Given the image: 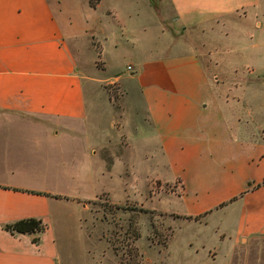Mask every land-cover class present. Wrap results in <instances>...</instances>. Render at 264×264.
Returning <instances> with one entry per match:
<instances>
[{"label":"crops","instance_id":"0c3cea01","mask_svg":"<svg viewBox=\"0 0 264 264\" xmlns=\"http://www.w3.org/2000/svg\"><path fill=\"white\" fill-rule=\"evenodd\" d=\"M156 1L153 37L145 23L125 40L131 50L147 49L124 82L90 76L81 58L87 18L100 3L92 8L85 2L72 13L52 0H0V264H101L89 250L82 220L85 202L107 194L102 182L114 176L115 163L104 169L99 157L112 137L85 135L99 103L92 88L102 81L128 92L120 130L124 153L146 145L144 160L159 170L147 181L173 186L167 195L175 197L174 206L149 210L183 222L173 226V239L182 229L191 236L203 232V242H183L180 254L173 242L158 247L163 262L264 264V84L238 79L239 98H219L195 40L186 37L241 12L244 20L253 15L264 40V0ZM251 49V62L225 69L264 77V43ZM104 98L109 128L118 132L114 107ZM31 218L42 221L43 233L5 229Z\"/></svg>","mask_w":264,"mask_h":264},{"label":"rangeland","instance_id":"374dc122","mask_svg":"<svg viewBox=\"0 0 264 264\" xmlns=\"http://www.w3.org/2000/svg\"><path fill=\"white\" fill-rule=\"evenodd\" d=\"M100 1L52 0L56 8L63 6L72 13L85 2L95 8L96 3ZM159 11L156 0H102L91 20L87 18L89 40L80 41V54L88 74L103 80L121 76L125 82L127 74L132 73L134 61L144 57L147 49L138 47L131 50L125 40L134 35L145 23L149 25V39L153 37L151 21L155 17L154 13ZM247 18L244 20L240 12L225 20L186 33V37L191 34L195 40L207 77L219 98L226 95L236 101L239 98L236 93L238 79L244 81L242 83L246 86L253 80L264 84V77L255 75L250 70L225 69L226 64L231 62H251V55L256 52L251 49L253 43H264V40L258 36L253 15L250 14ZM104 33L107 34V42L104 41L105 36H102ZM92 36L95 39L90 41ZM254 36L256 38L252 39ZM146 40L149 45L151 41ZM244 45H247L246 50L242 51ZM127 80L129 82L128 78ZM226 81L230 82L229 87L225 85ZM92 93L96 95L95 98L99 103L93 106L91 113L93 126L89 131L86 130L85 135L90 138L95 135L91 138L93 141H96L99 132L111 136L110 145L99 151V157L103 161L104 169H109L114 163L115 165L112 170L114 176L102 182L107 194L102 193L93 201L85 202L87 210L82 226L89 250L97 256L101 264H165L162 254L156 251L158 247L173 242L177 253V250L179 249L180 252V247H183V242L189 239L203 242V232H199L198 236H191L187 229H182L173 239V226L177 224L183 227V222L176 220L173 215L149 210V207L162 210L172 208L175 197L167 193L172 191L173 186L153 180L147 181L148 177L159 173L156 172L159 170L154 168L152 162L144 160L146 151L142 150H146V145H137L133 151L124 153L127 142L120 130L125 111L124 100L128 94L126 89L118 82L102 81L94 83ZM104 97L109 98L110 104L114 107L115 126L119 133L109 128L111 108L108 107L107 99ZM262 130L264 131V128ZM136 138L138 139L139 135ZM116 159L121 160L115 161ZM125 166H128L131 172ZM122 172V177H117ZM159 190L165 194L155 200L149 198ZM167 260L166 264L169 262Z\"/></svg>","mask_w":264,"mask_h":264},{"label":"trees","instance_id":"16d2710c","mask_svg":"<svg viewBox=\"0 0 264 264\" xmlns=\"http://www.w3.org/2000/svg\"><path fill=\"white\" fill-rule=\"evenodd\" d=\"M5 229L11 234H41L46 229V226L42 221L37 219H24L17 221L13 224L7 225ZM33 242H38V238H35Z\"/></svg>","mask_w":264,"mask_h":264}]
</instances>
